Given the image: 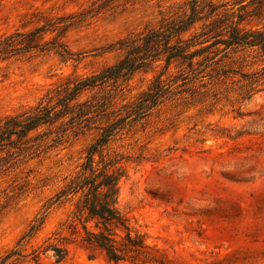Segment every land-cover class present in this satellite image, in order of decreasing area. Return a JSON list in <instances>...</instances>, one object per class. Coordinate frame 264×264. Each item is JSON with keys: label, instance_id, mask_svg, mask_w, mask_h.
<instances>
[{"label": "rangeland", "instance_id": "obj_1", "mask_svg": "<svg viewBox=\"0 0 264 264\" xmlns=\"http://www.w3.org/2000/svg\"><path fill=\"white\" fill-rule=\"evenodd\" d=\"M185 1L114 0L66 33L63 41L75 61L51 52L0 63V119L35 106L68 77L115 65L124 56L121 40L183 17ZM218 1L230 8L242 0ZM94 3L101 1L1 0L0 39L80 14ZM154 75L136 73L118 97L119 107L146 91ZM221 90L172 97L105 151L129 157L120 204L149 246L154 260L145 264H264V92L242 101L237 92ZM97 136V130L69 132L58 148L0 178V260L14 254L6 264H143L113 263L79 243L68 246L62 262L43 252L48 243L69 237L75 199L58 197Z\"/></svg>", "mask_w": 264, "mask_h": 264}, {"label": "trees", "instance_id": "obj_2", "mask_svg": "<svg viewBox=\"0 0 264 264\" xmlns=\"http://www.w3.org/2000/svg\"><path fill=\"white\" fill-rule=\"evenodd\" d=\"M100 1L80 14L51 19L32 31L1 38L0 63L51 52L64 62L75 61L63 39L72 27L99 14L114 0ZM185 3L188 12L183 17L121 40L118 45L124 56L115 65L90 76L68 77L35 106L0 119V178L23 161L58 148L69 132L98 131L81 170L58 197L75 199L69 237L43 249L52 251L58 262L66 259L68 246L74 243L100 251L113 263L154 260L144 237L133 231L121 208V182L127 176L124 162L129 157L105 153L117 135L130 132L177 95L193 98L222 89L235 91L240 100L249 101L264 92V0H251L246 5L242 0L230 8L218 0ZM235 6L240 7L234 10ZM255 20L259 24L254 25ZM54 33L48 40V34ZM143 70L155 73L148 89L119 107L118 97ZM87 94L92 95L87 98ZM12 256L7 255L0 264Z\"/></svg>", "mask_w": 264, "mask_h": 264}]
</instances>
